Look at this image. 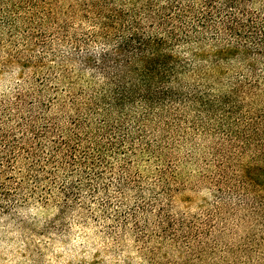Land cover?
<instances>
[{
  "label": "trees",
  "instance_id": "obj_1",
  "mask_svg": "<svg viewBox=\"0 0 264 264\" xmlns=\"http://www.w3.org/2000/svg\"><path fill=\"white\" fill-rule=\"evenodd\" d=\"M61 1L28 0L43 12L48 35L41 45L51 35L70 41L83 70L102 83L78 89L70 77L66 90L17 96L10 105L15 114L0 122V213L39 192L49 204L54 188L67 204L79 186L97 191L102 179L104 190L116 179L124 193L141 184L140 166L153 168L155 185L168 195L176 152L188 136L208 135L229 148L221 159L215 152L227 169L231 156L243 162L236 220L223 223L219 234L244 223L255 233L235 245L209 241L214 231L206 222L190 226L182 264H264V0H71L64 11ZM59 13L65 20L52 33L46 25ZM76 19L92 30L72 35ZM94 44L103 50L83 48ZM46 67L38 79L43 89L59 83ZM214 165L215 176L225 179L228 173ZM239 209L248 212L241 220Z\"/></svg>",
  "mask_w": 264,
  "mask_h": 264
},
{
  "label": "rangeland",
  "instance_id": "obj_2",
  "mask_svg": "<svg viewBox=\"0 0 264 264\" xmlns=\"http://www.w3.org/2000/svg\"><path fill=\"white\" fill-rule=\"evenodd\" d=\"M70 1L62 0L61 10ZM42 13L41 7L30 8L28 0H0V108L4 110L0 122L15 114L10 105L19 94L36 91L46 96L53 87L63 91L70 77L78 89L87 88L89 82L102 83L94 79V72L83 70L80 54H75L70 41L51 35L48 44L41 45L48 35L41 29ZM64 20L59 13L46 27L51 26L49 31L56 33L58 23ZM91 30L89 23L76 19L71 34ZM83 48L95 55L104 46ZM49 64L59 83L43 89L38 79L48 73ZM184 142L176 152V184L166 186L168 195L155 185L153 168L140 166L141 184H132L124 193H120L116 179L104 190L107 187L102 179L97 182V191L79 186L77 198L67 204L54 188L49 204L39 201V192L28 203L0 213V264H182L189 254L181 240L190 226L206 222L205 228L214 231L209 241L215 238L235 245L248 233H255L244 223L239 227L231 224L225 235L219 234L223 223L236 220L232 214L239 203L236 175L242 160L231 156L227 169L219 160L229 148L217 144L212 136L193 134ZM215 152L220 153V159ZM214 163L228 173L225 179L215 176ZM246 214L239 209L235 217L241 220ZM175 235L181 237L179 241L172 238Z\"/></svg>",
  "mask_w": 264,
  "mask_h": 264
}]
</instances>
